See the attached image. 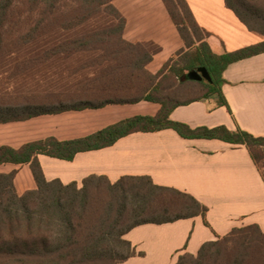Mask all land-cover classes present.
Here are the masks:
<instances>
[{
  "label": "trees",
  "instance_id": "1",
  "mask_svg": "<svg viewBox=\"0 0 264 264\" xmlns=\"http://www.w3.org/2000/svg\"><path fill=\"white\" fill-rule=\"evenodd\" d=\"M114 1L0 0V57L29 59L2 72L4 80L30 76L37 95L57 100L52 105L0 108V122L109 103L147 100L161 105L155 116L130 117L86 137H51L20 149L0 148V163H30L38 184L19 194L15 172L0 173V264H118L135 255L125 235L138 225L197 215L209 224L205 204L189 193L156 184L150 176L129 175L113 183L107 176L91 175L82 187L48 181L39 154L71 160L80 151L112 145L136 131L172 128L187 138L246 145L264 179V136L225 125L192 128L171 119L176 107L196 100L217 98L218 105H228L222 89L225 69L264 52V41L217 54L207 41L210 32L199 25L187 0H164L186 48L153 73L147 65L161 47L126 40V18ZM225 2L250 30L264 34V0ZM51 59L73 64L54 71L27 68ZM201 67L210 79L189 76ZM44 86H67L68 91L44 95ZM175 264H264V230L258 224L234 228L204 243L197 254H181Z\"/></svg>",
  "mask_w": 264,
  "mask_h": 264
},
{
  "label": "crops",
  "instance_id": "2",
  "mask_svg": "<svg viewBox=\"0 0 264 264\" xmlns=\"http://www.w3.org/2000/svg\"><path fill=\"white\" fill-rule=\"evenodd\" d=\"M199 25L217 54L264 41V34L250 30L227 7L225 0H187ZM126 18L124 38L161 47L147 69L157 73L185 42L164 0H115ZM6 74V73H5ZM223 94L176 107L171 119L192 128L225 125L264 136V52L231 63L224 71ZM65 87L41 88L44 95L63 93ZM72 89V88H71ZM34 82L20 77L0 81V108L52 105L56 99L37 95ZM161 105L142 100L109 103L100 107L68 109L0 122V148L20 149L25 144L54 137L60 141L86 137L137 115L155 116ZM48 181L83 186L91 175H104L113 183L124 176H150L161 186L189 193L208 207L207 222L197 215L166 223H145L132 228L125 238L136 253L118 264H175L186 252L197 254L208 241L234 228L258 224L264 230V179L246 145L218 138H187L172 128L136 131L112 145L80 151L71 160L38 155ZM15 172L19 194L38 187L30 163H0V173Z\"/></svg>",
  "mask_w": 264,
  "mask_h": 264
},
{
  "label": "rangeland",
  "instance_id": "3",
  "mask_svg": "<svg viewBox=\"0 0 264 264\" xmlns=\"http://www.w3.org/2000/svg\"><path fill=\"white\" fill-rule=\"evenodd\" d=\"M87 53H90V52H87ZM19 54V53H18ZM20 54H24V52H21ZM6 56H11V57H6ZM29 60L28 58L24 57V56H21V57H17L15 55H4V56H1L0 57V81L4 80L7 75H5V73H2L4 72L5 70H8V71H13L15 70V67H16V64H20L21 62H24V61H27ZM73 64V61L72 60H64L63 62V59H51L43 64H36L35 66H29L27 68H29V71H47V70H51V71H54V70H58L57 67L59 66H68V65H72ZM28 66V65H26ZM60 68V67H59ZM20 78L21 79H24L26 77H24L23 75L21 76L20 75ZM33 80L32 77L28 76L26 81H30ZM185 254V253H183ZM179 259V257H178ZM177 259V261H178Z\"/></svg>",
  "mask_w": 264,
  "mask_h": 264
},
{
  "label": "water",
  "instance_id": "4",
  "mask_svg": "<svg viewBox=\"0 0 264 264\" xmlns=\"http://www.w3.org/2000/svg\"><path fill=\"white\" fill-rule=\"evenodd\" d=\"M189 76L194 79H210V74L205 67H201L197 71L190 72Z\"/></svg>",
  "mask_w": 264,
  "mask_h": 264
}]
</instances>
